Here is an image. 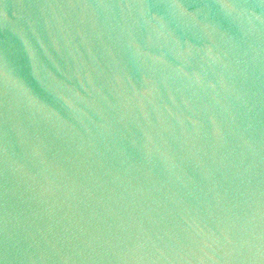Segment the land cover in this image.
<instances>
[{
  "label": "water",
  "instance_id": "95a60500",
  "mask_svg": "<svg viewBox=\"0 0 264 264\" xmlns=\"http://www.w3.org/2000/svg\"><path fill=\"white\" fill-rule=\"evenodd\" d=\"M0 264H264V0H0Z\"/></svg>",
  "mask_w": 264,
  "mask_h": 264
}]
</instances>
